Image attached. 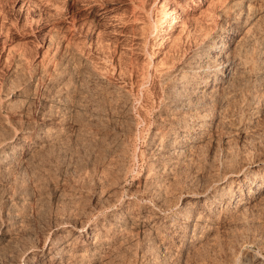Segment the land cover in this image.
Segmentation results:
<instances>
[{
    "label": "bare ground",
    "instance_id": "1",
    "mask_svg": "<svg viewBox=\"0 0 264 264\" xmlns=\"http://www.w3.org/2000/svg\"><path fill=\"white\" fill-rule=\"evenodd\" d=\"M158 1L135 0V5H133L135 21L142 23L141 21L149 16L152 6H156ZM160 2L162 3L160 8L167 12L168 19L164 20L165 18L162 17L155 19L147 33L151 30L148 33L149 37L155 35L156 38H160L159 45L163 46L171 39L167 33L174 32L178 22L184 16L181 15L182 9L171 8V0H160ZM258 2L263 3L264 6V0H233L229 2L225 9L219 13V16L223 18L221 28L209 36H207L209 32H206V37L198 43L196 42L198 47L196 46L197 48L189 55L185 54L186 57H184L186 45H193L194 42L191 39V34L185 39L183 37L176 39L177 41H174L171 47V54L159 65L154 61L157 52L147 49L149 42V37H147L145 54L148 66L156 69L157 67L163 68L159 77L167 83L165 88L167 91L164 96V106L158 107L157 128L148 144L151 154L154 155V158L152 157L154 160L151 161L153 167L148 171L151 173L145 177L144 183L140 182L138 185L137 192L141 198L146 195L162 197L169 192V189H172L171 187H174L172 186L174 182L170 183L169 180L171 177L166 174L169 175L173 173L172 171L177 170L180 160L195 152L197 145L207 139L211 131L210 128L214 125L212 113L223 106L227 92L234 88L238 82L243 81V86L247 88V100L250 110H252L251 115L257 119L264 116V8L263 10L258 9L261 6V4L258 5ZM110 10L103 9L100 14L106 17ZM73 28H75L74 23H72ZM253 32L256 33V37L252 40L251 47L244 50L243 46L249 41V36ZM239 36L242 37L238 40ZM76 51L71 40L66 39L63 43L61 61L57 59L59 62L56 61L52 66V71H49V75L63 79L62 87L58 88V85L53 86L54 88L45 86L42 82L44 74H40L33 81L31 80L33 83L29 80L31 83H27L26 88L18 94L19 100L5 104V108L10 112L11 110L13 112L20 104L21 110H19V114H13L14 118L25 116L28 119L29 117V122H26L29 127L20 133L23 134L22 136L19 137L17 131L15 134L13 132L17 130L15 127L22 128L26 123L11 118L4 120L5 118L0 116V255L19 249L22 226L31 218L29 213L31 209L38 208L39 202H36L35 192L39 190L41 192L43 186H39L38 183H36L37 185L32 184L33 179L27 177L28 168H37L38 164L43 162L41 158L44 157L45 160V153L48 154V157L53 156L58 145L61 146L64 141L67 142L74 136H78L81 140L79 159L82 160V165L78 176L82 178L84 189L88 190L91 187L90 197L92 195L93 200L99 203L103 202L104 196H112L117 199L114 203L111 200L110 214L95 221L92 228L89 227V223L83 224L79 229L70 225L72 228L65 230L64 236L56 233L55 237L49 236L43 240V245L39 246L42 254L36 253L37 249L27 248L25 251L22 250L24 253L21 261H15L14 257L8 260L1 258L0 264H22V262H24L23 264H109L115 258L116 260L119 257L122 258L121 252H131L129 250H133V247L136 248L135 256L139 258L143 257L147 260L152 257L158 258L162 251H165L169 259L176 257L181 260L189 257L193 250L198 253L204 246L202 242L212 230L215 227L220 228V216L215 218L216 214L213 215L215 204L225 203L226 211L234 209L232 213L234 215L236 211L240 212L242 209L244 212L247 211V209L245 210V197H248L250 202L264 194L263 158L254 161L255 165L244 171V183L236 182L234 180L236 178L233 179L234 175L231 174L228 175V180L216 183L213 192H204V195L202 193L191 198L193 202H189L186 196L180 194L177 201L180 205L179 211L177 214L175 213V216L173 214V217L162 214L161 205H151L150 203L141 205L139 200H136L135 196L137 195L129 193L125 195L124 187H120L121 180H123L122 176L126 175L124 174L125 166L129 163L127 161L128 163L125 165L127 154L130 153L132 145L130 137L136 131V126L134 127V123H132L134 118H131L133 115L129 113V109L122 112L128 108V104L126 109H121L125 108L124 104L122 107V103L126 104L125 101L129 100L128 91L122 86L112 87L101 83L104 77L93 70L92 62ZM16 69L18 71V68ZM149 75L151 76V74H145V77ZM49 82L51 83L50 80ZM143 96L146 98L149 95L145 93ZM163 107L165 111H162ZM78 117L82 122L80 126L74 122L75 118L78 120ZM90 118L93 119V124L96 127L93 133H91L92 129L90 130L92 122ZM78 130L79 134H77ZM131 139L133 138L131 137ZM198 148L201 147L198 146ZM41 165L43 166V163ZM128 166H126V170ZM123 171L125 172L123 173ZM232 173L240 174V171ZM12 179L15 182L19 179L20 185H16ZM247 183L252 186L248 189V194L244 189ZM60 185L64 187L66 184L63 182ZM57 197L59 196L57 195ZM236 200L238 209L233 206ZM169 201L171 202V200ZM115 203H120L121 207L114 210ZM177 216L186 220L182 234L176 232L172 235L166 233L161 236L159 231L167 229L170 222L171 226L178 228L177 221L179 219ZM190 232L192 233L190 234ZM93 235L95 236L94 241L91 242L89 238ZM47 242H49V249L45 256L44 249ZM43 257L46 258V261L43 260ZM242 264H264V253L261 255L246 253Z\"/></svg>",
    "mask_w": 264,
    "mask_h": 264
},
{
    "label": "rangeland",
    "instance_id": "2",
    "mask_svg": "<svg viewBox=\"0 0 264 264\" xmlns=\"http://www.w3.org/2000/svg\"><path fill=\"white\" fill-rule=\"evenodd\" d=\"M231 1L233 0H171V8L182 9L183 13L181 15L184 17L178 22L174 32L167 33L171 37L170 42L167 41L163 46H160V38H156L155 35V37H149L148 33L151 30L147 33L155 19L161 17L165 18L164 20L168 19L167 12L160 8L162 4L160 0L157 2V7L152 6L149 16L142 20V23H138L134 19L133 5H135V0H0V116L3 119L5 118L4 120L11 118L16 121L22 120V123L29 122L28 116V119L19 115V117L14 118V115L19 114V110H21L20 104L16 107V112L15 110L10 112L5 108V104L16 101L18 94L37 75L44 74L42 82L45 86L52 88L58 85V88L62 87L63 79L56 78L54 75H49V73L52 71L54 63L59 59L61 61L63 43L66 39H70L73 43V48L80 52L88 61L92 62L93 70H96L98 74L104 77L101 83L112 87L122 86L128 93L130 92V94L127 93L129 100L125 101L126 104L122 103V107L124 104L125 108H121L126 109L128 104V108L122 110V112H126L129 109V113L133 115L131 118H134L133 120L131 119L132 123H134L133 126H136L135 134L133 133L131 136L133 139L130 137L132 145L129 152L131 154L128 153L130 156L127 154L125 162V165L128 162L130 164L128 163L129 166L126 165L128 166L127 170L125 166L126 172L123 171V173L125 172L124 174L126 175L122 176L123 180H121L122 185L120 186L121 188L124 187L125 195L126 193L137 195L135 196L136 200H139L141 205L144 203L161 205L162 214L173 217V214L175 216L179 211L180 205L177 201L178 196H181L180 194L186 196L189 202H193L192 199L195 196H199L202 193L204 195V192H213L215 184L219 181L228 180V175L231 174L234 175L233 179L236 178L234 179L236 182L242 181L244 183V171L249 167H253L255 165L254 161L264 158V116L257 119L251 115L252 110H250L249 101L247 100L248 91H246L247 88L243 86V81H241L227 92L223 106L217 108L214 112L215 114L212 113L214 115L212 117L214 125L210 128L211 131L207 139L197 145L195 152L180 160L177 170L172 171L173 173L169 175L166 174L171 177L169 179L170 183L174 182L172 184L174 187H171V190L169 189V194L167 193L162 197L158 195L149 197L146 195L141 198L137 192L139 183H144L145 177L151 173L148 171L153 167L151 166V161L154 160V155L151 154L148 144L157 128V110L158 107L164 106V96L167 91L165 89L167 83L159 77L163 68L160 69L156 66V69L148 66V59L145 54V41L149 37L147 49H153V51L157 52L154 61L159 65L171 54L170 50L174 41H177L180 37L185 39L186 36L191 34V39L194 41L193 45L185 44L186 53L182 52L184 57H186L198 47L197 43L203 40L208 32L207 36L214 34L221 28L223 18L219 16V13ZM262 4L258 2L260 6H257L258 9L263 10L264 6ZM103 9H111L106 17L100 14ZM72 23L75 24L73 29ZM163 34H166V32H163ZM251 35L249 36V41L243 46L244 50L251 47L252 40L256 37L255 32L251 33ZM242 36L237 39H241ZM16 68H18V71H16ZM145 74H151V76L145 77ZM143 77L146 81H149L146 82ZM29 80L32 81L29 82ZM145 93L149 95L147 96L148 99L147 97L143 98ZM162 109V111H165L164 107ZM75 120L74 122L79 126L82 125L79 117L78 120L77 118ZM90 121H92L90 130L92 129L91 133H93L96 127L92 118H90ZM27 123L25 124L26 127H15L17 130L13 134L17 131L19 137L22 136L23 134L20 133L29 127ZM77 134H79V130ZM77 137L74 136L70 139L71 141L67 140L68 143L64 141L61 146L58 145L55 152L56 155L48 157V154L45 153V160L42 157L41 160L43 162L39 163L37 168H28L27 177L31 178V180L33 179V181L30 180L32 184L38 183V185L40 184L39 186H43L41 192L40 190L36 191L37 193L35 192V196H37L36 202H39L38 208L35 210L31 209L29 212L31 218L22 226V237L18 244L20 245L19 249L14 252L9 251L3 255L1 254L0 259L8 260L14 257V260L19 262L24 253L22 250L25 251L27 248L37 249L35 252L42 254L39 246L43 245V240L46 237H55L58 233L63 234L65 230H69L72 227H78L77 229H79L86 223H89V227L92 228L95 221L103 219L110 214L112 209L110 205L117 198L104 196L105 199L103 198V202L101 201L100 203L93 200V196L91 195L90 197L92 188L84 189L82 178L78 176L81 171L82 160L79 159L81 140ZM198 146L201 148H198ZM174 160L176 161V159ZM42 163L43 166L41 165ZM256 169L258 170V168ZM237 171H240V174L232 173ZM166 175L162 176L165 177ZM13 181L15 182V180ZM19 181L18 179L15 182L16 185H20ZM8 182L5 183L7 184ZM63 182L66 184L64 187L60 185ZM238 183H236V186H238ZM181 187L182 189H180ZM251 187V184L247 183L244 187L245 192L247 193ZM86 190L89 191V194L86 193ZM111 200H113L112 203ZM249 200L248 197H245L244 202L247 207H245V210L247 209V211L244 212V209H242L241 211L244 213L241 214V211H236L234 215L232 214L234 209L231 211L227 209L226 211L225 203L218 202L215 204L216 208L213 215L216 214L215 218L220 216V228L215 227L202 242L204 243V248L202 247V250L200 249L201 251L199 250L198 253H195L194 250L191 251V257L189 255V257L181 260L176 257L175 259H169L168 255L165 254L166 252L162 251L159 257L157 256L158 258L152 257L147 260L143 257H136L134 252L136 248L133 247V250H129L131 252H121L122 255L120 256L122 258L119 257L117 260L115 258L109 264H242L246 253L251 255L264 253V194L250 202ZM237 204L236 200L233 205L235 209H238L236 208ZM115 205L114 210L121 207L120 203H115ZM177 218L179 219L177 221L178 228L171 226L172 223L170 222L167 229L159 231L161 236L166 235V233L172 235L176 232L182 234L186 220L181 216H177ZM70 225L73 226L70 227ZM58 226L59 228H57ZM94 237L93 235L89 238L91 242L94 241ZM47 243L44 249L45 256L48 253L47 249H49V242ZM24 247L25 249H23ZM43 260L46 261V258L44 259L43 257Z\"/></svg>",
    "mask_w": 264,
    "mask_h": 264
}]
</instances>
